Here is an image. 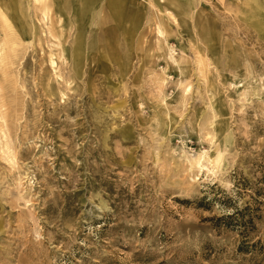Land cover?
Wrapping results in <instances>:
<instances>
[{
  "label": "rangeland",
  "instance_id": "rangeland-1",
  "mask_svg": "<svg viewBox=\"0 0 264 264\" xmlns=\"http://www.w3.org/2000/svg\"><path fill=\"white\" fill-rule=\"evenodd\" d=\"M243 1L129 0V46L102 0L74 79L71 14L18 0L37 34L11 51L0 20V264H264V17Z\"/></svg>",
  "mask_w": 264,
  "mask_h": 264
},
{
  "label": "bare ground",
  "instance_id": "bare-ground-1",
  "mask_svg": "<svg viewBox=\"0 0 264 264\" xmlns=\"http://www.w3.org/2000/svg\"><path fill=\"white\" fill-rule=\"evenodd\" d=\"M39 3V7L42 14V21L48 20V14L58 11L60 14L62 13V9L67 10V14L73 17V20L76 24V35L74 37V43L72 45L71 50H67L64 48L63 41L60 40L59 46L61 48V53H67L68 58L72 62L73 69V77L74 79H80L82 75V69L84 67L85 56L88 52H91L94 49V45H88L86 43V32L87 27L90 24V21L93 19L94 12L96 8L99 10V5L102 0H33ZM105 7L108 9L110 14V20L112 23L117 25L119 28H124V36L129 46L132 45L134 36L138 33L142 28V14L141 13H130L129 9V0H103ZM264 0H244L243 2L247 5H250L251 9L249 13H252L251 16L264 17V11L261 8L262 2ZM16 3L18 0H0V20L3 22L5 29L7 30V43L6 46L12 51L14 47L17 45L16 41L18 40V31L22 30V33L28 37V40L34 39L37 32H34L33 29H30L31 24L29 25L25 20L22 22L20 14V9H16ZM102 10V8L100 9ZM50 20V19H49ZM257 28L264 32V19H260L255 21ZM125 24V26H124ZM115 25V26H116ZM127 25V26H126ZM124 26V27H123ZM166 29L160 24L156 26V32L160 37H163V43L161 45V49H165L166 38L164 36L167 35ZM143 36L139 35L138 38V46L142 44ZM135 42V41H134ZM4 50L3 45L0 47V53ZM167 54V53H166ZM6 54H3L1 59ZM168 55V54H167ZM174 68L178 70L179 74L182 75L184 73V69L180 68L179 61L172 59ZM181 59H184L182 56ZM227 137H224V143H227ZM221 152L218 151L217 156L210 160L208 158L209 163H218L220 159ZM188 163L191 168L201 169L203 167V161H205L204 155H199L194 159L188 158ZM204 168V167H203Z\"/></svg>",
  "mask_w": 264,
  "mask_h": 264
}]
</instances>
